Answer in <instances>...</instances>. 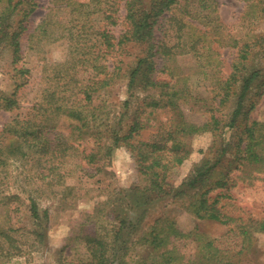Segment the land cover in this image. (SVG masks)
<instances>
[{"label":"trees","instance_id":"obj_1","mask_svg":"<svg viewBox=\"0 0 264 264\" xmlns=\"http://www.w3.org/2000/svg\"><path fill=\"white\" fill-rule=\"evenodd\" d=\"M38 1L0 0V59L8 57L13 80L10 93L0 90V112L18 111L25 96L35 95L27 113L0 130V260L22 256L47 237L22 224V198L6 182L11 161L43 188V199L60 203L83 199L79 181L105 173L114 149L124 146L140 178L119 196L147 207L167 199L227 232L219 238L187 232L165 212L144 229L123 216L115 226L107 207L120 204L110 195L74 237L76 258L66 264H247L264 235V213H246L230 189L264 182V118L253 117L264 95V0H246L254 21L242 37L220 21L217 0H52L32 28ZM24 38L40 56L47 46L63 45L65 58L42 55L36 70L24 63ZM222 48L234 51L228 74ZM185 56L192 60L184 65ZM209 79V89L198 91ZM122 81L127 99L108 104L105 94ZM157 110L167 115L151 124ZM206 133L213 144L176 185L191 140ZM37 200L28 196L34 219ZM188 238L193 253L178 243Z\"/></svg>","mask_w":264,"mask_h":264},{"label":"rangeland","instance_id":"obj_2","mask_svg":"<svg viewBox=\"0 0 264 264\" xmlns=\"http://www.w3.org/2000/svg\"><path fill=\"white\" fill-rule=\"evenodd\" d=\"M218 16L220 21L236 37H242L247 31L248 26L252 23L251 15H246L248 10L246 0H217ZM52 7V0H39L38 8L31 17V27H36L42 18L45 17L49 8ZM260 29L264 30V23ZM226 28H224V31ZM223 31V32H224ZM118 33V30H116ZM216 34V33H215ZM211 33L209 39H216L217 35ZM26 38L23 40L24 63L28 66L40 69V57L44 55L50 61H61L65 58V48L63 45L47 46L40 56L37 50L29 49ZM222 57L226 60L224 71L226 74L230 71V63L234 57V51L228 48L221 49ZM126 63L133 64L131 57H122ZM191 58V59H190ZM191 56H185L180 59L182 64L191 62ZM195 76V75H193ZM198 76H195L197 81ZM211 80L205 81L206 86L200 84L198 91L209 89ZM0 90L10 93L13 90V80L10 75V65L7 56L0 59ZM34 94L25 96L21 109L15 112H0V130L10 123L16 116L25 115L27 109L31 106V100ZM128 94L125 89V81L118 83L115 87L109 89L104 98L108 104L119 105ZM166 112L157 110L150 116V123L154 124L160 119L166 117ZM253 117L259 120L264 118V95L256 107ZM4 144L12 142L11 137L2 139ZM213 144V137L210 133L202 134L191 140L192 152L190 157L179 168V176L175 181L180 185L185 177H188L196 164L201 163L204 151L206 152ZM26 170L18 161H11L8 166V176L6 179L10 192L17 193L21 196L23 207L19 215H22V224L28 229H41L46 234L44 244H35L26 248V253L22 256L10 260H0L3 264H66V260L76 258L75 249L77 241L74 237L78 235L84 223L88 222L87 217L96 207H103L102 203L107 201L111 195L113 200L120 204L119 208L112 203L107 207L110 215L109 221L112 225L117 226L120 217H127L134 221L138 228L144 229L149 222L163 212L169 213L176 217L178 223L185 231H194L196 229L208 238H219L227 232V227L216 221L195 220L189 214L181 211L174 205H169L167 199L161 202L151 203L147 207L144 203L136 198L132 203L131 197L124 193L119 196V191L131 189L139 181L138 167L135 157L124 147L120 146L114 149L111 165L107 171L94 179L82 178L79 185L84 195L83 199L67 202H51L43 199L41 196L43 188L36 182L26 178ZM114 193H113V191ZM116 190V192H115ZM230 194L235 202L246 210L245 212L253 213L252 217L264 213V182L258 181L255 186H246L241 183L230 189ZM28 196H32L40 205V217L34 219L28 209ZM43 197V198H42ZM132 204V206L130 205ZM127 206V208H126ZM48 210L47 214L42 211ZM40 225L39 226L37 225ZM91 227V226H90ZM30 239H34L33 237ZM187 253L194 252V242L192 238L178 241ZM137 252L139 249L136 250ZM247 264H264V235L259 236L255 250L249 254L245 260Z\"/></svg>","mask_w":264,"mask_h":264}]
</instances>
